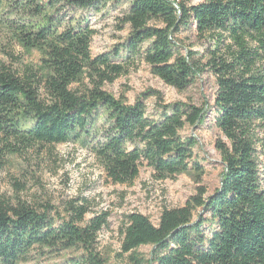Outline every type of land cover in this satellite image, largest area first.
<instances>
[{"label":"trees","instance_id":"obj_1","mask_svg":"<svg viewBox=\"0 0 264 264\" xmlns=\"http://www.w3.org/2000/svg\"><path fill=\"white\" fill-rule=\"evenodd\" d=\"M114 1L0 0V29L39 56L34 67L20 69L0 60L4 152L88 146L98 135L91 150L113 184H132L142 167L157 180L200 173L192 162L197 142L181 132L202 125L204 107L175 103L153 119L145 95L129 105L102 88L134 62L178 92L208 73L216 86L211 124L227 142H216L220 186L210 197L201 190L181 208L163 210L157 226L127 215L120 250L127 264H264V0H130L120 19L126 41L93 57L95 31L84 14ZM189 30L208 43L202 56L178 40ZM79 201L65 203L60 215L48 203L0 193V264L68 252L76 256L65 264H106L96 244L109 215L86 219L88 205ZM144 246L151 247L148 258L137 252Z\"/></svg>","mask_w":264,"mask_h":264},{"label":"rangeland","instance_id":"obj_2","mask_svg":"<svg viewBox=\"0 0 264 264\" xmlns=\"http://www.w3.org/2000/svg\"><path fill=\"white\" fill-rule=\"evenodd\" d=\"M129 1L117 0L99 13L84 14L95 31L90 45L91 56L109 53L126 41L128 26L123 25L120 19ZM200 1L191 0V3ZM178 40L184 49H190L199 56L208 46V43L197 41L193 30L183 32ZM0 60L20 69L34 67L39 56L35 52L23 51L0 29ZM102 89L129 105L145 95L146 115L153 119H159L164 110L168 113L170 108L164 107L175 103L204 107L207 114L202 125L186 127L181 132L182 136H192L196 140L192 162L198 163L202 171L157 180L150 170L142 167L132 184L118 185L107 179L102 164L91 150L98 135L88 146L73 141L54 147L17 149L14 154L5 153L0 141L3 153L0 158V193L9 199L18 197L26 202L48 203L60 215H63L65 203H83L79 201L83 199L89 208L86 219L100 213L109 215L107 225L97 237L96 248L102 259L106 264H127L126 256L120 250V233L125 217L138 213L157 226L163 210L181 208L191 197L199 195L201 190L206 191L203 198L210 197L219 188L224 172L222 154L216 142H227L211 124L216 86L213 76L208 73L203 74L193 87L178 92L154 77L145 63L134 62L128 74L112 84H105ZM259 161L264 164L263 156H259ZM197 214H202L200 208L194 219ZM150 251V246L137 250L146 258ZM74 256L76 254L69 252L54 258L34 256L31 261L21 264H65Z\"/></svg>","mask_w":264,"mask_h":264}]
</instances>
